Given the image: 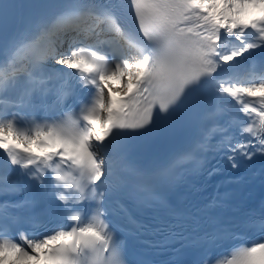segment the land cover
I'll use <instances>...</instances> for the list:
<instances>
[{
	"label": "snow or ice",
	"instance_id": "snow-or-ice-1",
	"mask_svg": "<svg viewBox=\"0 0 264 264\" xmlns=\"http://www.w3.org/2000/svg\"><path fill=\"white\" fill-rule=\"evenodd\" d=\"M50 7L0 38V194L29 193L0 201V264H131L117 231L169 253L164 264H264V207L242 218L259 235L213 259L246 237L209 215L219 202L190 210L167 195L264 156V0ZM181 109L195 130L168 162L145 171L115 154Z\"/></svg>",
	"mask_w": 264,
	"mask_h": 264
}]
</instances>
